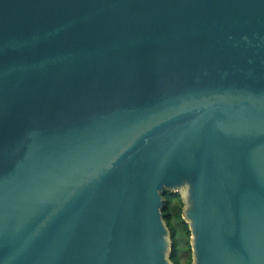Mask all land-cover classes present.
<instances>
[{"label":"water","instance_id":"obj_1","mask_svg":"<svg viewBox=\"0 0 264 264\" xmlns=\"http://www.w3.org/2000/svg\"><path fill=\"white\" fill-rule=\"evenodd\" d=\"M264 264V0H0V264Z\"/></svg>","mask_w":264,"mask_h":264},{"label":"trees","instance_id":"obj_2","mask_svg":"<svg viewBox=\"0 0 264 264\" xmlns=\"http://www.w3.org/2000/svg\"><path fill=\"white\" fill-rule=\"evenodd\" d=\"M163 218L170 230L171 253L173 264H193L191 231L183 217V198L180 192L165 190L163 193Z\"/></svg>","mask_w":264,"mask_h":264}]
</instances>
